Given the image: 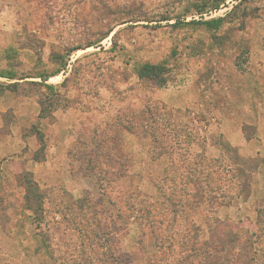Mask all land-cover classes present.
<instances>
[{"label": "rangeland", "instance_id": "1", "mask_svg": "<svg viewBox=\"0 0 264 264\" xmlns=\"http://www.w3.org/2000/svg\"><path fill=\"white\" fill-rule=\"evenodd\" d=\"M203 1L0 0V264H264V0Z\"/></svg>", "mask_w": 264, "mask_h": 264}, {"label": "trees", "instance_id": "2", "mask_svg": "<svg viewBox=\"0 0 264 264\" xmlns=\"http://www.w3.org/2000/svg\"><path fill=\"white\" fill-rule=\"evenodd\" d=\"M225 0H204L202 3L198 4V5H195V8H196V12L197 13H203V12H209L211 10H215L216 8H219L220 5L222 3H224ZM221 19H216V20H207V21H204V23L208 26H216L217 24H219V21ZM163 70L164 68L162 66H159L157 64H149V63H145L143 65H141L138 69V77L139 78H142V79H150L152 81H155L156 83L158 84H162L165 82V78L163 76ZM47 88H52V86L50 85H47L46 86ZM26 191H25V200L26 202L29 201L30 199V190H29V184H26ZM129 207H132V206H129ZM132 209V208H131ZM134 209V208H133ZM136 213H139L141 211V209H136L135 210ZM136 213L134 214V216L136 215ZM142 213V212H140ZM143 215V214H142ZM140 216V214H139ZM198 233H199V229H197V227H195L193 225V235H192V246L196 245V243H198V239H197V236H198ZM213 236H216V231L214 229H211V233L208 235V237L213 238ZM103 237V243L104 244H98V247L103 250V255H104V259L101 260V259H98V258H95L97 263L100 261L101 263L100 264H124L123 262V258H121V256L117 255L116 253L108 250V245L110 244L111 242V239H109L108 237H105L104 235L101 236ZM100 238V237H99ZM205 240V242H203L204 244H209V240ZM195 240V241H194ZM217 242H220L219 244V247L218 248H214L212 245L209 246V252H206V260L204 261V264H220L222 263L223 264V260L222 262H216L214 260V257H216L217 255H222L224 260L227 261V258L230 254V251L231 249H233L232 247L233 244H230L229 242H225V240H221L219 239ZM189 250L191 249V247L188 248ZM196 248H193L192 247V250H195ZM242 249V248H241ZM183 259L186 260L185 258V254H184V258H182V261H180L178 264H183ZM226 263V262H225ZM87 264H92L89 262H87ZM95 264V263H93Z\"/></svg>", "mask_w": 264, "mask_h": 264}]
</instances>
